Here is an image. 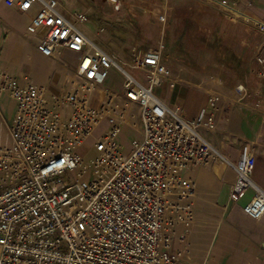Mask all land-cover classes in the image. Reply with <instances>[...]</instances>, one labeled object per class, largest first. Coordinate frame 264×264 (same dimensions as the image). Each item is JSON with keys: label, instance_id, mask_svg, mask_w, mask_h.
Wrapping results in <instances>:
<instances>
[{"label": "built area", "instance_id": "2783aa9c", "mask_svg": "<svg viewBox=\"0 0 264 264\" xmlns=\"http://www.w3.org/2000/svg\"><path fill=\"white\" fill-rule=\"evenodd\" d=\"M4 1L24 13L36 9L27 30L39 37L44 57L66 50L77 61L60 93L0 70V100L16 104L11 144H0V264H190L183 260L187 249H175V239L186 241L195 224V182L183 172L218 159L236 173L229 203L252 189L243 213L264 219V190L252 178L254 152L245 149L233 162L202 133L214 130L221 97L210 95L208 107L186 119L157 95L170 77L164 45L132 49L131 61H117L77 27L89 20L85 13L69 19L60 0ZM207 1L264 34V18L232 0ZM109 3L115 11L123 7L122 0ZM260 50L253 73L264 81V42ZM114 73L122 77L120 91L112 87ZM237 90L247 93L242 84ZM132 109L140 110L142 139L125 154L122 126L139 130ZM103 122L108 126L97 136ZM90 139L97 154L87 160Z\"/></svg>", "mask_w": 264, "mask_h": 264}, {"label": "rangeland", "instance_id": "374dc122", "mask_svg": "<svg viewBox=\"0 0 264 264\" xmlns=\"http://www.w3.org/2000/svg\"><path fill=\"white\" fill-rule=\"evenodd\" d=\"M123 1V10L118 14L123 13V17L128 18L127 25L131 33L123 48L124 57L122 58L129 62L131 48L134 46L146 50L164 45L165 61L176 57L179 60L176 62L183 69L181 75L171 74L172 80L195 90L207 91L209 95L218 94L221 97L220 103L223 101L225 104L220 106L217 117L221 114L222 118L227 120V112L232 110L236 115L235 121L244 124L247 128V135L258 132L261 139L264 138L262 124L264 81L258 79L253 73V69L257 66V56L261 51L260 46L264 41V34L260 30L242 18L222 11L228 23L225 32L203 31L197 37L188 38L182 45L167 47V27L178 25L176 17L170 14L169 8L172 0L168 4H165L164 0ZM233 1L236 2L237 9L243 11L242 1ZM262 12L264 15V4ZM161 15H165V21L160 20ZM9 19L15 28L16 35L11 38V41L8 38L5 43L3 38H7V34L3 32L2 36L0 35V70L7 71L22 80L26 78L31 83L45 86L51 92H60L57 89L61 87L67 88V78L74 72L73 69L69 71L72 63H67L66 69L69 72L66 75L62 65L36 56L33 53V45L38 41V36L27 31L26 18L10 16ZM76 25L88 34V21L76 22ZM115 59L119 61L116 57ZM113 81L112 87L120 91L122 77L114 73ZM239 84L246 87L245 95L237 90ZM2 104L5 108L4 118L8 120L12 116L15 102L6 96ZM65 112L68 113L69 108H66ZM132 113L136 115L134 122L138 124L139 130L131 124L122 126L118 140L125 154H130L134 140L142 139L140 110L132 109ZM1 123L0 121V141L11 144L7 130ZM218 125L217 119L213 131L205 129L203 131L218 132ZM107 126V123L103 122L97 136H100ZM221 137L226 143H233V145L237 143L233 141L229 133H222ZM263 147L261 142L253 144L247 141L240 146L238 158L245 149L252 150L257 157ZM220 151L223 153L222 150ZM83 153L86 154L87 160L97 154L92 139L86 143ZM223 155L233 162L238 160L224 153ZM210 165L229 168L225 161L219 159ZM220 188L222 197L219 201L215 200L214 204L200 201L198 208L194 205L195 224L186 241L175 239V249L184 250L186 248L187 253L183 260L190 264H264V245L262 241H256L254 237L255 232L264 229L257 225V220L233 214L234 209L237 210L238 206L246 204L251 199L252 192L249 191L246 198L239 203H229L226 184L222 182ZM182 232L183 229H179V234ZM254 241L257 242L256 246Z\"/></svg>", "mask_w": 264, "mask_h": 264}, {"label": "crops", "instance_id": "0c3cea01", "mask_svg": "<svg viewBox=\"0 0 264 264\" xmlns=\"http://www.w3.org/2000/svg\"><path fill=\"white\" fill-rule=\"evenodd\" d=\"M241 1L243 11L247 15L257 19L264 18V15L262 14V6L264 4V0ZM122 2L124 6V1L122 0ZM246 2H250L251 5L247 6ZM60 3L61 12L69 19H74L73 16L75 12L85 13L89 17V25L87 27L88 34L79 27L78 28L90 40L95 42L103 50L109 53L113 58L116 57L121 62H127L124 58H122L124 57L123 48L127 44V37L129 36L131 31L128 27L129 25H127L129 22L128 18L125 19L123 17L124 15H122L123 13L118 14L123 10V7L120 11H115L110 5L109 0H60ZM169 9L170 14L176 17V22L178 23V25H173L171 28L170 25H168L166 41L167 47H174V45H182L188 38L197 37L203 31H213V33H221L222 31L225 32L228 28V23L223 17V15L225 16V14L222 11L224 10L221 8L219 9L218 5L211 3L207 0H172L171 7ZM34 10L36 9H32L31 11L24 13L16 7L7 6L4 0H0V35L2 36L3 32L7 34V38H3L4 43L7 41L8 38L10 39L9 41H11V38H14V36L16 35L15 28L9 19L10 16H20L22 18H26L28 27L31 19L36 14V11ZM39 40L40 39L38 37V41L33 45V53L40 58H47L44 57L37 49ZM262 45L260 47H262ZM132 49H136L140 52H146L152 50L153 48L141 50L138 47L134 46L131 48V53ZM47 59L51 60V62L53 63H58L62 65L64 72L67 75L69 71H72V69L74 70L77 61V55L75 53L65 50L62 52L60 57L56 59ZM176 61H179L176 57L173 58V60H167V62L164 59L165 65L167 66L169 71H171L170 77L163 81L162 85L156 89V93L163 101H165L169 105L178 107L183 117H185L186 119H194L201 113L203 109H206L208 107L209 98L211 94L209 95L207 91L205 92L201 89H192L181 82L172 80L171 74L173 76H176L178 73L179 75H181V71L183 70ZM68 62L72 63V68L69 71H67L66 69V65ZM18 79L22 83L29 82L26 80V78L23 80L20 78ZM65 89V87H61L57 89V91L60 90V92H62ZM3 98L0 100V121L3 123V127H5L9 135L8 126L11 125L14 121L16 114V104L13 107L12 116L8 120H6L4 118L5 108L2 104ZM223 104L225 103L222 101V103H220V106L222 107ZM227 114V120L222 118L221 114L219 115V117H217L219 122L218 132L202 131L204 136L213 145H215L218 149L222 150L224 154H226L232 159L238 158L240 146H242L247 141L253 144L261 142L264 146V138L261 139V135H259L258 132H255L253 135L248 134V136L246 133L247 128L244 127V124H239L238 121H235L236 115L232 112V110L227 112ZM222 133H229L230 135H232L233 141H236L237 143L233 145V143H226L222 141ZM9 143H11V139ZM0 144L8 145V142L0 141ZM260 150L261 151L258 153L257 157L255 155L256 164L252 178L253 182L264 190V147ZM183 175L192 178L195 182L194 205L196 208L199 207V203L201 202L214 204V202L219 201L222 197V192L220 188V184L222 182H224L227 186V198L229 202L231 186L236 178V173L233 168L211 166L209 164L207 166H200L196 169L186 170L183 172ZM249 191L252 192L253 196L254 191L252 189ZM244 205L245 204L238 206L237 210L234 209L235 211H233V214L235 213L237 214V216L240 215L246 217L242 210ZM256 223L264 229V219L259 220ZM254 237L256 238V241H262V245H264V230H261L260 232H255ZM256 241H254L255 246L257 243Z\"/></svg>", "mask_w": 264, "mask_h": 264}, {"label": "snow or ice", "instance_id": "6c2138e0", "mask_svg": "<svg viewBox=\"0 0 264 264\" xmlns=\"http://www.w3.org/2000/svg\"><path fill=\"white\" fill-rule=\"evenodd\" d=\"M25 7H27V5H25Z\"/></svg>", "mask_w": 264, "mask_h": 264}]
</instances>
